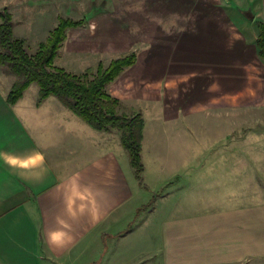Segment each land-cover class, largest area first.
Returning <instances> with one entry per match:
<instances>
[{
  "label": "crops",
  "instance_id": "obj_1",
  "mask_svg": "<svg viewBox=\"0 0 264 264\" xmlns=\"http://www.w3.org/2000/svg\"><path fill=\"white\" fill-rule=\"evenodd\" d=\"M76 1L87 8L90 0ZM162 1L191 3L185 14L194 20L188 26L191 38L200 31L201 13L209 11V36L198 40L199 45L224 49V55L220 51L215 57L225 63L239 62L232 50L246 49L251 38L255 42L256 22L264 23V0ZM219 13L224 26L211 29L212 16ZM88 24L79 30H87ZM123 36L117 35L115 41ZM4 75L6 81L0 84V264L264 262V201L232 206L216 202L215 209L184 213L185 185L199 184L201 170L185 171L189 158L183 145L189 137L183 131L170 139L160 134L163 123L148 126L144 121L142 188L116 131L92 129L55 97L37 105L38 87L32 89L36 84L9 105L6 98L14 78ZM115 80L105 91L121 101ZM174 122L170 124H180ZM36 154L43 156L42 162L34 159ZM144 156L150 165L158 163V178L157 168L152 165L148 170ZM7 157L16 158L15 166L5 162ZM163 188L153 199L151 194Z\"/></svg>",
  "mask_w": 264,
  "mask_h": 264
},
{
  "label": "rangeland",
  "instance_id": "obj_2",
  "mask_svg": "<svg viewBox=\"0 0 264 264\" xmlns=\"http://www.w3.org/2000/svg\"><path fill=\"white\" fill-rule=\"evenodd\" d=\"M87 3L85 8L83 2L76 0H0V11L5 8L10 13L14 36L24 40L27 52L33 55L60 18L77 21L89 13V6H102L103 13L85 22L89 23L87 30H67V41L63 42L53 67L93 76L98 62L107 67L112 60L134 53L135 64L115 80L121 98L117 99L116 112L126 116L139 113L148 126L163 123L158 128L163 137L171 139L182 131L189 137L183 145L189 158L185 171L192 174L199 168L201 176L199 184L185 185L184 213L215 209L216 202L232 206L264 201V62L258 57L256 41L251 38L246 49L232 50L233 59L239 62L225 63L215 57L220 51L224 55V49L199 45L202 41L198 40L209 36V11L201 13L203 28L193 38L188 37V26L194 20L185 14L192 8L191 3ZM171 13H179L181 19L170 16ZM212 17L215 23L210 25L211 29L224 26L223 15ZM179 27L186 30L170 36L164 34L167 29L175 33ZM117 35H124V39L115 41ZM149 44L150 50L145 51ZM68 49L71 50L67 54ZM214 50L218 51L216 55L211 53ZM4 74L0 67V84L6 81ZM13 80L15 83L16 79ZM33 87L37 89L36 85ZM172 121L180 124L172 126ZM144 162L148 170L152 165L157 168L158 163L150 165L145 156ZM158 170L155 178L159 177ZM162 192L164 188L151 196L154 199ZM149 206L146 203L144 210Z\"/></svg>",
  "mask_w": 264,
  "mask_h": 264
},
{
  "label": "trees",
  "instance_id": "obj_3",
  "mask_svg": "<svg viewBox=\"0 0 264 264\" xmlns=\"http://www.w3.org/2000/svg\"><path fill=\"white\" fill-rule=\"evenodd\" d=\"M0 67L6 75L16 79L6 101L9 105L20 100L31 84L38 87L39 105L48 97H55L76 117L96 131L119 134L122 148L126 151L129 165L140 187L142 184L143 164L141 161V141L144 122L141 114L131 116L116 112L119 101L106 94V87L125 69L132 67L136 56H127L112 60L107 67L97 63L95 73L75 75L60 68L53 67L59 50L66 40V32L71 28L82 27L85 20L74 21L60 18L49 33L45 42L38 45L37 51L30 55L25 42L13 34V21L4 8L0 11ZM256 49L258 57L264 62V23L256 22ZM153 199L149 202L150 206ZM149 206V207H150Z\"/></svg>",
  "mask_w": 264,
  "mask_h": 264
},
{
  "label": "clouds",
  "instance_id": "obj_4",
  "mask_svg": "<svg viewBox=\"0 0 264 264\" xmlns=\"http://www.w3.org/2000/svg\"><path fill=\"white\" fill-rule=\"evenodd\" d=\"M170 16L175 17L176 19H181V17L179 16V13H171ZM185 30H186L185 27H179L177 32H175V33L173 31H171V30H168L164 34L170 36V35H173V34H180V33L184 32ZM161 31H164L163 28L161 29ZM151 46L152 45L149 44L148 47L145 49V51L150 50ZM15 159L16 158H14V157H7L5 162L8 163L10 167L11 166H15ZM29 159H32V157H30ZM34 159L39 160V161L42 162L43 161V156L40 155V154H36ZM80 198L82 200H85L86 196L85 195H81Z\"/></svg>",
  "mask_w": 264,
  "mask_h": 264
},
{
  "label": "water",
  "instance_id": "obj_5",
  "mask_svg": "<svg viewBox=\"0 0 264 264\" xmlns=\"http://www.w3.org/2000/svg\"><path fill=\"white\" fill-rule=\"evenodd\" d=\"M89 13H87L83 19L85 22H89L93 17L97 16L98 14L103 13L105 10L102 8V6H92L90 10H88Z\"/></svg>",
  "mask_w": 264,
  "mask_h": 264
}]
</instances>
